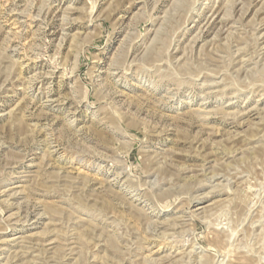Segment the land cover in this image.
Returning <instances> with one entry per match:
<instances>
[{
	"label": "rangeland",
	"instance_id": "rangeland-1",
	"mask_svg": "<svg viewBox=\"0 0 264 264\" xmlns=\"http://www.w3.org/2000/svg\"><path fill=\"white\" fill-rule=\"evenodd\" d=\"M0 264H264V0H0Z\"/></svg>",
	"mask_w": 264,
	"mask_h": 264
}]
</instances>
